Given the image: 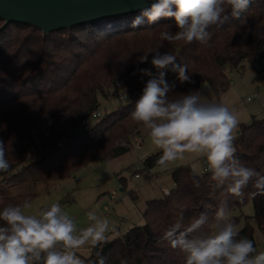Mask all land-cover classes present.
<instances>
[{
    "label": "trees",
    "instance_id": "1",
    "mask_svg": "<svg viewBox=\"0 0 264 264\" xmlns=\"http://www.w3.org/2000/svg\"><path fill=\"white\" fill-rule=\"evenodd\" d=\"M139 14L99 19L47 36L19 23L0 32V140L10 164L0 172V185L62 180L93 161L119 158L135 142L140 144L144 127L130 114L150 79L141 70L157 71L151 64L157 52H169L177 57L176 63L188 65L191 83L181 84L177 73L167 71L166 81L176 85L170 99L198 92L203 80L219 95L227 85L228 70L243 68L245 61L253 67L264 61V0H251L239 20L231 17L229 8V20L209 29L206 44L162 40L160 33L168 30L167 25L173 33L178 31L174 18L149 23L144 17L133 28ZM3 24L0 19V27ZM145 54L148 60L141 62ZM121 84L128 103L84 125L99 111V95L107 97ZM234 146L239 162L264 176V119L245 126ZM160 156L146 159V169L158 166ZM171 175L174 188L168 196L147 201L144 223L92 247L90 256L83 258L85 264H98L97 253L107 258L106 264H185V254L163 240L164 233L181 214L187 226L201 213L207 214L208 222L189 239L208 233L225 199L230 212L251 201L254 219L264 233V194L254 187L256 177L242 190L243 197H236L215 189L209 171L199 175L190 166H181ZM33 197L1 196L0 210ZM239 233L255 246L250 224Z\"/></svg>",
    "mask_w": 264,
    "mask_h": 264
},
{
    "label": "clouds",
    "instance_id": "2",
    "mask_svg": "<svg viewBox=\"0 0 264 264\" xmlns=\"http://www.w3.org/2000/svg\"><path fill=\"white\" fill-rule=\"evenodd\" d=\"M251 0H155L150 7L141 8L132 27L136 28L144 17L149 23L161 18H174L178 31L160 33L164 41H182L185 44H206L209 29L223 25L231 17L239 20ZM173 8L175 10H173ZM148 60L147 54L141 62ZM177 57L167 52L153 56L151 64L155 74L142 69L150 77L142 95L136 101L131 119L148 130L151 143L162 150L157 160L161 168L183 160L186 154H194L206 161L215 189H222L236 197H243L253 177L258 194H264V176L243 166L236 158L235 130L239 117L234 108L225 103L206 101L202 93L182 95L170 99L175 84H169L167 71L177 73L181 84L191 83L187 64L176 63ZM6 147L0 140V172L9 169ZM199 187V182L194 181ZM32 205H8L0 210V264H85L77 254L85 245L96 247L107 241V233L114 231L107 218L94 211L87 213L89 226L79 228L73 218L64 212L59 202L40 208L37 214H29ZM183 214L164 233L162 239L173 249L185 254V264H264V251L257 252L253 242L240 236L228 209L227 199L221 201L215 213L210 231L198 238L189 239L207 222L206 213L185 226ZM98 264H106L107 258L97 253Z\"/></svg>",
    "mask_w": 264,
    "mask_h": 264
},
{
    "label": "rangeland",
    "instance_id": "3",
    "mask_svg": "<svg viewBox=\"0 0 264 264\" xmlns=\"http://www.w3.org/2000/svg\"><path fill=\"white\" fill-rule=\"evenodd\" d=\"M226 81L227 85L224 90H219V95L208 84L201 86L198 92L207 91V95L202 97L203 100L222 102L236 110L239 117L234 133L236 139L245 126L252 124L255 119H264V61L255 67L245 61L243 68L226 72ZM122 95H128L122 84L117 89H111L107 97L99 95V112L102 117L122 108L119 98ZM252 96L256 98L248 100ZM153 155H162V150L155 148L148 130L144 128L141 143H134L126 155L109 161H93L73 176L62 180L0 185V197L34 194L30 201L32 207L27 210L29 214H37L40 208L59 202L64 212L75 220L79 228L89 226L91 222L87 213L94 211L98 216L107 218L110 227L114 228V231L106 234L107 240H111L131 227L144 223L143 213L147 201L164 197V189L172 191L174 188L171 175L174 169L190 166L195 173L205 174L202 163L204 159L194 154H186L183 160L170 163L167 168L158 165L146 169L145 160ZM254 213V204L251 201L230 212L239 231L247 223L251 225L254 247L260 252L264 251V233L255 221ZM91 248L92 246L85 245L77 254L81 259L88 257Z\"/></svg>",
    "mask_w": 264,
    "mask_h": 264
},
{
    "label": "water",
    "instance_id": "4",
    "mask_svg": "<svg viewBox=\"0 0 264 264\" xmlns=\"http://www.w3.org/2000/svg\"><path fill=\"white\" fill-rule=\"evenodd\" d=\"M155 0H0L3 31L10 23L38 28L47 36L99 19L129 15Z\"/></svg>",
    "mask_w": 264,
    "mask_h": 264
},
{
    "label": "built area",
    "instance_id": "5",
    "mask_svg": "<svg viewBox=\"0 0 264 264\" xmlns=\"http://www.w3.org/2000/svg\"><path fill=\"white\" fill-rule=\"evenodd\" d=\"M207 84L206 81H201L200 83V87ZM263 87H264V81H263ZM211 88V87H210ZM212 90V89H211ZM202 93V97H205L207 95V91H203L201 92ZM120 98V101L122 102V104H126L128 101H129V96L128 95H122V96H119ZM254 98H256V96H252V97H249L248 100H253ZM102 118V114L99 112V111H96L94 112L90 117L86 118L84 121H83V124L88 126L90 125L94 120H100ZM136 144H139L137 142H135ZM202 163L204 165V172H208V169H207V164H206V161L205 160H202ZM139 176V175H137ZM164 194L165 196H168L170 194V191L168 189H164Z\"/></svg>",
    "mask_w": 264,
    "mask_h": 264
},
{
    "label": "crops",
    "instance_id": "6",
    "mask_svg": "<svg viewBox=\"0 0 264 264\" xmlns=\"http://www.w3.org/2000/svg\"><path fill=\"white\" fill-rule=\"evenodd\" d=\"M136 226V225H135ZM132 228V227H131ZM120 236V235H119Z\"/></svg>",
    "mask_w": 264,
    "mask_h": 264
}]
</instances>
